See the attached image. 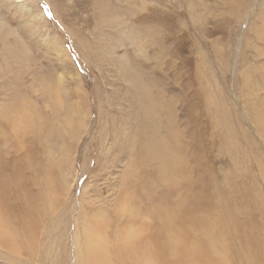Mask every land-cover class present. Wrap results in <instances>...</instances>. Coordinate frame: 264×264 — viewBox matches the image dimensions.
<instances>
[{
	"label": "rangeland",
	"instance_id": "rangeland-1",
	"mask_svg": "<svg viewBox=\"0 0 264 264\" xmlns=\"http://www.w3.org/2000/svg\"><path fill=\"white\" fill-rule=\"evenodd\" d=\"M61 1L65 8H63V16L60 15L61 17L59 18L49 0H0V174L9 173V189H14L16 181L18 185L25 184L29 180L28 177H35V174L48 171L51 163L49 157H52V161L61 162L62 164H60L63 166L66 165V168L61 167L62 171H59L60 173L56 170L54 171L56 179L58 173H66L68 178H73L72 188L70 190L65 188L67 192L62 188L64 190L62 193L58 191L52 192L55 189L52 190L51 188L57 187L58 182L54 180L55 175L50 176L51 181L49 180L48 184L51 182L49 184L51 187L49 189L54 195L49 200L53 199V209L48 200L47 209L48 206L50 208L47 215H52V218L48 220L47 216L38 213L37 218L41 226L39 231L33 233L31 237L25 234L20 226L21 224L17 221L15 213L11 212L13 209L20 210L21 208V211H24L23 207L20 206V197L15 192L13 196L12 193L9 195V210L0 200V264H84L80 259H85L86 254L90 252L89 247L97 245L101 240L94 236L103 237V231L98 233L95 230L89 236L86 230L82 231L86 224L90 223L91 226V218L93 216L96 217V215L100 214L101 218H108L114 226L118 225L120 228L128 227L131 223H139L141 219V221L146 220L136 214L133 217L129 214V216H126V214L119 215L118 213L122 174L125 171V164L131 159V155H127V151L123 150V156L126 154V158L124 156L123 160L121 155L120 160H114L113 154L108 150V141L112 138L117 117L122 116L118 105L119 101L124 99V97L126 98L125 105L128 104L129 106H127L128 114L134 115L136 110L133 106L132 95L130 96L129 93L125 95L129 88L126 82L120 80L122 79L120 73L117 72V75L113 71L112 63L107 62L109 66L106 65V62L99 60V57L90 49V47H98L95 43L97 35H112L113 31L110 28L109 30L100 26L98 28L95 27L94 22L98 15L96 17L97 12L91 6L92 0H86V2L82 3L78 0ZM118 1L122 6L113 4V8L117 6L120 8L133 6L130 0ZM222 1L152 0L155 3L150 4L154 9L153 20H145L141 22L143 24L139 23L140 26L137 29L133 28L136 27V24H130V20H128L129 23L125 27L120 28L123 31L124 38L129 32L139 33L140 45L131 47L127 43V49L118 48V54L113 55L114 58L118 56V60H128L130 63L135 62L142 73L154 75L153 80L158 79L155 81L159 82V87L156 85L157 92L161 93V101H165L166 105L161 104L162 110L165 109V119L167 118L165 124L169 121L171 130H177L181 135L183 148L184 150L187 149L185 154L187 155V170L189 174L192 168L201 166L204 170L206 167L209 168L207 169L208 171L206 170L208 173L212 170V173L214 172L220 177L227 173L228 169L233 167L234 164L230 160V148L227 149V145L222 138L224 128H214L216 125H211V116L204 112L201 96L196 94V91L200 88L199 80H201V84L205 87L207 94H216L215 104L225 108L228 113L226 119L229 122L231 121L230 123L233 122L232 127L235 131H240V127H244L247 120V110L246 108L244 109L240 95L242 88L245 87L244 77H242V71L240 70L244 69L242 67L244 65V57L247 61L245 65L249 67L250 63L253 64L254 62V65H257L259 61L258 57L250 56L249 52L243 55L244 52L242 50L248 43V41L245 42L248 38L251 44L260 43L258 45H261L263 42L262 40L258 41L260 40L259 34L255 31L257 30V25L262 24L264 26V21L257 15L260 7H262L263 0H240V2L244 1L242 5L246 11L243 9V12L241 11L240 13L241 16L236 18L235 15L225 12L228 10H224L226 5H223ZM199 2H205V7H197L196 5ZM164 3L165 5H162ZM209 3L213 4V6H209ZM138 4L142 5L143 0H138ZM245 4L251 10L244 6ZM219 5L220 7H218ZM208 6H217L216 9L219 11H216L217 15L210 13ZM191 7H194V10ZM251 12L254 15L256 14V16L252 15ZM148 14L145 13V16ZM215 17L217 18L215 19ZM206 25L209 26L205 27ZM262 26L260 25L257 28L263 29ZM153 36L156 37V43L153 46H148L150 50H147L148 48L142 49L143 44H146L147 40H150ZM149 43L153 42L149 41ZM88 44L89 46H87ZM216 45L219 46L221 59L216 53ZM146 51L151 58H155L159 53L164 57L162 59L157 58L160 63L153 59L155 60L154 65V62L144 58L143 53ZM155 52L158 53L155 54ZM197 57L198 59H196ZM159 68L161 69L159 70ZM153 69L157 71L154 70V73H152ZM199 70L202 73L200 77H198ZM5 82L9 85L6 86ZM153 92H156L155 87ZM164 95L165 97H163ZM171 100L173 101L171 102ZM78 101L85 102L79 104L80 102ZM69 102H73V104ZM51 103H55L60 108L57 117L52 115ZM62 106H67L74 112L75 124H71L72 122L63 114L64 108ZM78 116L81 117L80 121H77ZM48 119H51L52 125L49 130L46 128L47 130L44 131L43 141L41 140L43 137L42 129L44 128L42 123L47 122ZM114 121L115 123H112ZM37 122H39L40 127L38 130L41 131L39 132V136L41 135L39 137L40 142L36 141L39 143H35L34 148H32L33 146L30 147L35 150L31 152L32 149L29 148V142L32 135L29 134V131L34 126L36 127ZM132 128L135 130L133 137L138 138L137 128L134 126ZM167 128L165 127V133L168 132ZM79 130L81 131L80 134ZM50 133L52 136L49 135ZM250 134L251 136H247L253 137L251 132ZM29 135L30 139L28 138ZM75 136L78 141L75 140ZM56 137H59V142H57L58 139ZM5 138L8 139V143H5ZM253 139L256 138L253 137ZM61 141L64 142V145H61ZM243 141L240 142V145L241 147L243 146V149H247V145ZM44 142L48 146L47 144L45 146ZM254 144L257 149L252 154L250 153L253 157L247 156L245 152L241 151L239 161H241L242 166L248 167L249 175L253 174L256 178H259L258 174L260 172L254 159L264 163V148L262 144L256 143L255 140ZM6 145L9 146L7 147ZM39 145L40 149H38ZM43 145L45 146L44 148L42 147ZM68 145L70 148L67 147ZM22 146L28 147V149L25 150L24 147L23 150L20 149ZM51 147L52 150L49 153V148ZM65 147L69 150H64ZM261 148L262 151L260 152ZM113 149L114 155L122 153V151L121 153L115 152L116 147H112ZM58 150L60 151L58 152ZM61 150L70 154L65 153L60 157ZM6 151L7 153L9 151V153L7 154ZM41 151L45 154H42ZM23 154L24 156L31 154L35 159H32V163L33 160L41 163L39 164L41 168L38 167V172H35L31 165L29 166L31 162H27L26 159L28 158H23ZM39 154L43 155L42 157L44 158L41 157V160H39ZM257 156L260 159H257ZM45 158L46 160H44ZM24 159L25 163L22 162ZM15 162L16 164H14ZM24 165L28 167L27 170ZM15 166L16 168H14ZM21 168L23 169L22 171ZM204 170L199 171L200 174L199 172L197 174L192 173V177L190 175L191 180L197 183L202 174H207ZM107 171L110 173H107ZM16 174L18 178L13 179ZM2 177L0 178L2 179ZM241 180L242 177H239L238 181ZM117 189H119V194ZM34 190L36 192H33L37 194L38 190L36 187ZM0 191H2L1 187ZM58 193L60 194L59 197H57ZM106 197L108 200H106ZM51 210L53 211L50 213ZM95 211L97 213L93 214ZM42 217H44V220ZM135 219L138 222H135ZM89 220L90 222H88ZM94 220L98 221V218ZM128 220L130 223L127 222ZM98 230L100 229L98 228ZM10 237L17 239L12 240ZM16 246L20 248L19 251ZM95 249H99L98 246Z\"/></svg>",
	"mask_w": 264,
	"mask_h": 264
},
{
	"label": "bare ground",
	"instance_id": "bare-ground-1",
	"mask_svg": "<svg viewBox=\"0 0 264 264\" xmlns=\"http://www.w3.org/2000/svg\"><path fill=\"white\" fill-rule=\"evenodd\" d=\"M49 1L54 7L53 9L56 11L55 13L58 15L57 17L60 18L61 16H63V8H65L63 2L61 0H49ZM78 1L80 3L86 2V0H78ZM130 2L133 3V4L131 3L133 6L131 7L129 6L127 8H120L122 5L119 4L118 0H114L113 2L112 0L91 1V6L95 10V12H97L96 17L98 15L97 19H95L94 22L95 27L98 28L100 26L106 29L110 28L113 31V34L104 35L99 33L102 37L97 35L95 40V43L98 45V47H94V48L90 47V49L95 53L96 56L99 57V60L106 62L105 63L106 65L109 66L107 62L112 63V66L114 67L113 71H115L117 75H118L117 72H119L120 77H122V79L120 80H123L128 85L129 89L127 90L125 95L129 93L130 96L132 95L131 98H133V106L136 110V113L134 115L128 114V110H127L128 104L125 105L126 98L124 97V94H123L124 99L121 100L118 99L120 100L118 105L121 109L119 110L122 113V116H119V118L117 117V119L115 118L116 123L115 121L112 122L115 123L116 127L114 129V132H112V138L108 141V150L113 154L112 156L116 161L121 159V155H122V159L124 156H125L124 158H126V154L131 155L130 156L131 159L128 160L127 164H125L126 166H124L125 171L122 174V181L120 186L121 194H119V189H117L118 194L120 195V198L118 200L120 201V207H118L119 215L126 214L127 216L129 214L133 216L136 214L141 217H144L146 220L144 219L145 221H141L142 220L141 219L139 220L140 221L139 223H131L128 225V227L130 226L129 228L128 227L120 228V226L118 225L114 226L108 218L107 219L106 217L101 218L102 216L100 214L96 215V217L93 216L91 218L92 219L91 226L90 223L86 224L84 228H82V231L86 230L88 236L95 230L96 232L98 231V233L99 231L100 232L103 231L102 233L103 237L101 238L99 235L94 236L95 238L101 240L97 245L89 247L90 249L89 254H86L85 259L83 260L80 259V260L84 264H264V163L263 161L260 162L253 158L256 161L257 169L260 172V174H258L259 178H256L253 174L249 175V171L247 170L248 167L245 165L242 166L241 161H239L241 151L245 152V155L247 156H252L251 155L252 152L256 151L257 147L254 144V140L256 141V143L259 142V144H262L264 148V26L260 24L263 27V29H259L257 27H259L260 25L259 26L257 25L256 26L257 30H255L259 34L260 40L258 41L262 40L263 41L262 44L261 45H258L260 43L251 44L250 43L251 41H249L248 38L245 41V42L248 41V43H246V46L242 50V52H244L243 55L249 52L250 56L258 57L259 61L257 65H254V62L251 60L253 64L249 62L250 63V67H249L245 65V62L247 61L244 57V62H243L244 65L242 66L244 67V69L240 70L242 71V75H243L242 77H244L243 81L245 85V87L242 88L240 95L243 100L244 109L246 108L247 110L246 124L244 127H240V131L238 132L235 131L234 128L232 127L233 122L230 123L231 121L229 122L226 119L228 117V113L225 111V108H221L215 104L216 94L215 93L207 94L205 87L201 84V80L198 79L200 82V88L198 89V91H196V94L197 96H201V100L204 106V112L209 116H211V120H212V122L210 121L211 125H216L214 126V128L215 127L224 128V135H222L223 136L222 138L224 139L223 141L227 145V149L230 148L229 154L231 155L230 160L234 162L233 167H230L227 173H224L220 177H218L214 172L212 173L211 172L212 170L210 171V173H208L207 169L209 168L206 167V169L204 170V168H201V166L199 165L197 166H199L201 169L199 167H194L189 171L190 172L189 174L187 170L188 169L187 168L188 164L186 160L187 155L185 154L187 152V149L184 150L183 148L181 135L177 130H171L170 122L168 120H167L168 122H166L165 124V120L167 119V118L165 119V109L162 110L161 108V104L165 105V101H161L162 99L161 93L157 92L156 85L159 87L158 85L159 82H155V81H157L158 79L153 80L154 75L145 74L144 72L142 73L141 69H139V66L137 67V64L135 62L130 63L128 60L127 61L118 60V56H116L115 58L113 56L118 54L117 53L118 48L127 49L128 44L131 47L132 46L138 47L140 45L139 33L129 32L126 35V38H124L123 36V31L120 28L125 27L129 23L128 20H130V24H136V27H133L136 29L137 27L140 26L139 23L144 22L145 20H153L152 14L154 13V9L153 6H151L150 4H155V3L152 2V0H143L142 5L138 4V0H130ZM222 2L223 5H226L224 10H228L225 12L235 15V18L241 16L240 13L243 9L244 11H246L242 5V2L244 1L240 2V0H223ZM113 4L115 5L118 4V6L120 5V7L117 6L113 8L114 6ZM162 5H165V3ZM208 5L213 6V4L211 3H209ZM196 6L199 8L205 7V2H199ZM209 6H208V11L214 15H217L216 13L217 6L214 7H209ZM244 6H247V8H249V6L246 4ZM218 7H220V5ZM191 9L194 10V7H191ZM145 13H149V14L145 16ZM257 15L259 16V18H261L264 21V0L262 1V7H260ZM254 16H256V14ZM216 18L217 17H215V19ZM219 19L221 20V18ZM209 25H206L205 27ZM155 38L156 37L153 36L151 37L150 40H147V43L143 44L142 49L148 48L147 50H150L148 46L151 45L153 46L154 43H156L157 40H155ZM149 41L153 43H149ZM212 45L214 46V44ZM87 46H89V44ZM215 48L217 55L221 59L222 56L219 50V46L216 45ZM156 53L158 52H155V54ZM143 54H144V58H147V60L151 62H154L156 60V62L160 63L159 61H157V58L162 59V57H164L162 54L159 53L157 56H155V58H151L150 54L147 53V51ZM209 55H211V53H209ZM205 57H207V55H205ZM196 59H198V57ZM161 63L164 66V63L162 61ZM153 64L155 65V62ZM149 65L147 66L149 67ZM160 69L161 68H159V70ZM154 70L157 71L156 69H153L152 73H154ZM200 75H202V73L199 70L198 77H200ZM8 85L9 84L6 83V86ZM154 87L156 88V92H153ZM17 90L19 92V88ZM163 97H165V95ZM212 100L214 103L212 102ZM172 101L173 100H171V102ZM83 102L81 101L79 104H82ZM69 103L73 104V102L72 103L69 102ZM57 105L55 103L50 104V106L52 107V115L54 117H57L60 112V108L57 107ZM133 106L131 107L133 108ZM63 108H64L63 114L66 116L68 120L72 122L71 124L73 123L75 124L76 122L74 121V116H75L74 112L71 111L67 106ZM73 109L75 108L73 107ZM80 120L81 117L78 116L77 121ZM42 124H44V126L41 125L44 128L42 129L43 137L41 140L44 141V136H45L44 131H46L47 129L49 130L51 128L50 127L52 125L51 119H48L47 122H44ZM131 125L132 127L134 126L137 128L136 131L138 132V138L133 137V132L135 133V130L131 127ZM54 126L56 127V125ZM108 126L107 128H109ZM34 127L32 130L29 131V134L32 135L31 139H30V135L28 137L30 139L29 148L32 146H33L32 148H34V144L35 143L38 144L40 142L39 137L41 135L39 136V132L41 131L38 130L40 128L39 122H37L36 127L35 128ZM165 127H168L167 128L168 132L166 133H165ZM80 132L81 131L79 130V134ZM250 132L253 134V137L256 139H253V137H249L251 136ZM51 133L49 135H51ZM49 138L51 139V137ZM74 138L75 140H77L76 136ZM244 139L245 141H243ZM4 141L5 143L9 142L7 138H5ZM59 141L60 140L58 139L57 142ZM241 141H243L247 145V149L245 148L246 150L243 149V146L241 147L240 145ZM47 143H49V141H47ZM43 144L46 146L45 142ZM50 144L54 148V145L51 142ZM26 145L24 146L26 147ZM44 145L42 146L43 148L45 147ZM61 145H64V142H62ZM24 146H22L20 149L23 150ZM52 147L49 148V153L51 152ZM67 147L70 148L69 145ZM112 147H116L115 152L121 153L122 151V153L114 155L115 153H113L114 149L112 150ZM26 149H28V147L25 148V150ZM38 149H40V145ZM64 150L68 151L69 149H66L65 147ZM123 150L127 151V153L124 154V156H123ZM33 151L35 150L32 149L31 152ZM59 151L60 150H58V152ZM67 151L61 150L60 157H62L65 153H69ZM261 151L262 148L260 149V152ZM38 152H40V150H38ZM42 156L41 155L38 156L40 157V159L39 158L38 159L41 160ZM26 157L28 158L26 159V161L27 162L30 161L32 163V159H34V157L31 154H29L28 156L25 155L23 158ZM258 158L260 159L259 156H257V159ZM49 159H51V163L49 162L50 165L48 164L50 166L49 167L50 169H48V171L47 170L45 172L40 171L41 173L35 174V177L33 176L28 177L29 180H27L25 184L18 185L17 181L15 180L16 187H14V189H9V173L7 174L2 173V175L0 174V177L3 176L2 179L0 178V187L2 190L0 191V200L3 203V205L9 210V202H10L9 195H11L12 193L13 196L15 192V194L20 197L19 199L20 206L23 207L24 211H21L22 208L19 206L21 208V209L19 208L20 210L18 209L14 210L12 208L13 210H11V212L15 213L18 223L21 224L20 225L21 228L24 230L25 234H27L30 237L32 236L33 233H37L40 229L41 226L40 221L37 218L38 213H42V215L44 214V216H47L48 220L52 218L51 214H50L51 216L47 215L48 210L50 208V206H48L47 209V203L49 198L53 197L54 193H51L49 189L51 187L49 186L51 182L49 184L48 182L49 180L51 181L50 176L56 174L54 172L55 170L57 172L59 171L61 172L62 171L61 167L66 168L65 167L66 165L65 166L61 165L62 164L61 162L60 164L57 161L61 165L60 166L57 162L52 161L53 159L52 157H49ZM34 160L32 164L31 163L29 164V166L31 165L35 169V172H38V167L41 168V166L39 165L41 163H38L39 161H34ZM44 160H46V158ZM22 162L25 163V159ZM14 164H16V162ZM26 164L28 165V163ZM0 166H1V161H0ZM8 168H9V164H8ZM14 168H16V166ZM24 168H26L27 170L28 167L26 166ZM22 170L23 169L21 168V171ZM201 170L202 171L204 170V172L207 170L205 172L207 174H202L204 176L201 175L197 183L195 181H192L190 175L192 177V173L197 174V172ZM59 173L57 175V179H56V175L54 179L57 180L58 182L57 187L55 186V188H51V189L52 190L55 189L52 192L58 191L63 193L64 190L62 188L64 189L66 188L67 190H70L72 188L73 178H68L66 173L65 174L64 173L59 174ZM107 173L110 172L107 171ZM59 175L60 177H58ZM239 177H242L241 181H238ZM16 178H18L17 174L13 176V179ZM35 187L38 190L37 194L33 192L35 191L34 190ZM165 188H167L166 193H165ZM59 196L60 194L58 193L57 197ZM52 200L51 201L49 200L51 203V208H52ZM57 200H59V198H57ZM106 200H108L107 197ZM52 211L53 210H51L50 213ZM94 213L96 214L97 211L93 212V214ZM97 218L98 221L94 220ZM42 219L44 220V217H42ZM134 221L138 222L137 219H135ZM88 222H90V220ZM127 222H129V220ZM124 223L126 222L124 221ZM97 227L100 230H98ZM109 236L110 238H108ZM10 238L12 239V237ZM13 239L15 238L13 237ZM10 245L13 246L12 244ZM21 246L23 245L21 244ZM97 246L99 249L96 250L95 248ZM19 249L20 248L17 247L18 251Z\"/></svg>",
	"mask_w": 264,
	"mask_h": 264
}]
</instances>
